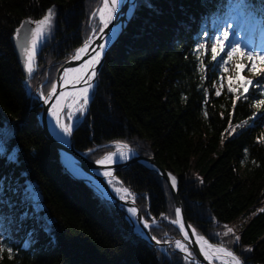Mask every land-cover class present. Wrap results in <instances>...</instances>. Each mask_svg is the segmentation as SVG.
Listing matches in <instances>:
<instances>
[{"label": "trees", "instance_id": "trees-1", "mask_svg": "<svg viewBox=\"0 0 264 264\" xmlns=\"http://www.w3.org/2000/svg\"><path fill=\"white\" fill-rule=\"evenodd\" d=\"M102 3L0 0V190L16 179L42 231L29 247L0 237V264H196L171 246L156 249L157 261L126 208L68 173L39 124L36 89L49 94L75 49L100 30ZM53 7L29 74L14 50L17 29L25 24L31 43L35 22ZM228 13L252 24L251 52L260 53L264 0H138L102 63L86 112L78 113L73 142L92 160L117 141L154 155L177 176L187 218L199 234L233 249L245 264H264V105L257 107L264 73L252 71L246 56L226 65L225 52L212 59L209 41L222 37ZM248 66L252 77H245ZM245 80L253 81L247 92L240 86ZM116 175L146 220L158 219L150 226L154 237L181 236L164 220L176 218L165 178L141 163ZM31 186L37 197L29 194ZM17 200L9 199L22 206ZM227 228L233 232L225 235Z\"/></svg>", "mask_w": 264, "mask_h": 264}, {"label": "water", "instance_id": "water-1", "mask_svg": "<svg viewBox=\"0 0 264 264\" xmlns=\"http://www.w3.org/2000/svg\"><path fill=\"white\" fill-rule=\"evenodd\" d=\"M137 3H138V0H125L123 6L118 8L115 20L113 21L111 27L104 28L102 21H101L100 30L97 33H92L87 40H85L80 46H78L75 49L74 54L67 60V62L65 63V65L62 69V72L58 75V77L56 78V80L53 84V87H55V94L54 95L51 94L52 90L49 94L45 95L39 89H36L35 97L38 100L39 106L42 107V110L38 115L39 124H40L41 128L43 129L45 135L57 147V150L60 154L61 162L63 163V166L66 169V171L68 173H70L74 178L84 181L86 184H88L90 187H92L99 195L103 196L104 198L108 199L109 201H111L113 203L119 204V206H121L122 209H123V205L125 204L123 201L112 200V199L104 196L103 194L99 193L94 188V186L92 185L91 180H93V175L98 173L99 172L98 170H100L101 168H106V167L111 168L112 169V175L111 176L115 177L116 181L120 182V179L116 175V170L118 168H126V167H129L130 165H132L133 163H141V164L147 166L148 168L156 171L159 175H161L163 178H165L167 180V182L169 183L170 189L172 191L173 197H174L175 211L177 212V209H179L180 217H177V215H176V218L172 219V218L167 216L164 218V220L169 222L170 224L176 226L178 228V230L180 231L181 236L180 237H173L170 240H159L152 235L149 227H144V224H143L144 233H141L132 225L134 227V230L136 231V233L140 237H142L146 241H148L154 247L155 258L157 261L159 260V258H158L157 252H156L157 248L155 247L154 243H156V242L158 243V241H159V243L168 244L169 242L177 240L180 242H185L186 245L189 247V249L191 251H193L192 256L190 258H187V259L195 262L196 264H220L218 261L212 260L210 258H206L204 251L201 250V247H200L199 243L197 242V238L203 237L207 240H209V239L206 236L199 234L196 231V229L194 228V226L188 220L184 206H183V202H182V199H181V196L179 193V181H178L177 176L173 172H171L170 170H168L167 168L162 166L158 162V160L156 159V157L154 155H148V156L143 155L137 148H134L131 145H129L128 143L122 142V141L110 143L112 145H115V148L113 150H115L119 144L126 145L127 148L131 152H133L132 153L133 155H131L130 157H128L124 161H122V160L118 161L117 160V161H112L110 163H104V164L98 163V161L103 160L104 157L109 152H112L113 150L109 151L108 153H106L105 155H103L102 157H100L96 160L90 159L84 151L78 149L74 145V142H73V132L75 129L74 124L72 123L71 120H69V124H67V120H66V116H65L66 106H64L65 105L64 99L67 98V96L71 92L73 86L76 83H78L76 81V78L78 76H80V73L78 71H72V70H80V66H81L83 59L89 53L93 52L94 50H98V48H100L99 49V53H100L99 63L94 64V70L96 73L95 76L90 81H88L87 78H84V81H82V82L88 81L92 84V89H91V93H90L89 100H88V106H89L90 101L92 99V92L96 86L97 78H98L99 72L101 70L102 63H103L105 57L110 52V50L117 43L119 38L122 36L124 31L126 30L129 22L131 21V19L134 16ZM133 5H135V7H133ZM98 16L100 18L99 13H98ZM29 41H30V31H29V28H27L25 25V27L23 29H21L20 34L17 36V38L14 41L15 53H16L18 59L20 60L21 66H23V67H25V64H26L25 49L29 46ZM86 44L88 45L87 52L81 53L80 59H74V56L76 55L78 50L83 48ZM67 67L70 70V76L68 78L66 87L61 91V93L59 95V97H60L59 102H60L61 107L58 110V114H57L58 125L66 137V140L62 141V140L58 139L57 137H55L49 129V126H48V119H49L48 108H49L50 101L52 99H54L55 96H58L56 94L58 93L57 90H58L59 82H60V80H61V78L65 72V69ZM53 87H52V89H53ZM66 103H67V99H66ZM64 126H70L71 131L69 133H66L64 131ZM64 158L68 159L71 164L77 166L82 171H85V173L87 174L88 177L78 176V175L72 173V171L69 168H67ZM171 176L176 177V186L175 187L172 186V182L170 179ZM123 187H125V186H123ZM126 189L129 191V189L127 187H126ZM127 200H128V202L132 203L135 206V208L137 210L136 216L138 217V219H140L144 222L145 217L143 216V214H142L138 204L136 203L135 199L130 196V197H128ZM133 201H134V203H133ZM125 213H126V211H125ZM148 213H149V211H148ZM126 217H127V213H126ZM151 218L155 219L153 216H151ZM177 219L182 220V222L184 224V231H187V233H188V237H189L188 241L184 240V234L181 231L179 225L176 223H173V221H175ZM193 232H195V235H193ZM212 243H214L220 247H223L224 249H226L228 251H231L232 254L234 255V257H236L237 259H239L241 261V264H245L243 259L233 249L228 248L227 246H225L222 243H216V242H212ZM173 248L177 251H181L176 246H173ZM181 252L183 253V255L185 257L187 256V253H185L183 251H181Z\"/></svg>", "mask_w": 264, "mask_h": 264}, {"label": "snow or ice", "instance_id": "snow-or-ice-1", "mask_svg": "<svg viewBox=\"0 0 264 264\" xmlns=\"http://www.w3.org/2000/svg\"><path fill=\"white\" fill-rule=\"evenodd\" d=\"M120 2H122V0H103V7L98 10V13L100 15L101 21L103 22L104 27L108 26V23L111 20L112 15H113L118 3H120ZM133 7H135V5H133ZM54 15H55V9L53 7V8H50L48 10L47 14L40 21L35 22L36 28L34 30H32L33 47L31 49V51L26 54V66H27V71L29 74H31L33 71L32 60L36 54V44L38 43L39 39L41 37H43L45 30L50 28ZM27 23H32V22L29 21ZM24 27H25V25L22 24L21 28L17 29V35L20 34L21 29H23ZM228 39H229V32L228 31H225L223 33L222 37L216 38V40H215L216 46H213L211 48L213 60H216L217 57L220 56V54L225 51V47H226L225 41H228ZM203 47H205V46L201 45V48H203ZM87 49H88V45L86 44L83 48L78 50V52L74 56V59H80L81 58L80 54L86 53ZM99 55H100V53L97 52L94 56H92V58L90 60H88L86 62V64L83 67L82 74L76 78L77 82L84 81L85 76L87 77L88 81H90L95 76L96 73H95V70L93 68V65L96 63H99ZM226 55L228 57V60H224L223 57H221V60L223 61V63L225 65L234 56H240V57L246 56L247 59L251 62V70L252 71H258V72L264 73V67H258V65H257V61L259 62V65H264V54H262V53H254L251 51L246 52V51L242 50L239 46L232 45L230 50L227 51ZM237 66L242 68L244 65L238 64ZM72 71H78L79 72L80 70H72ZM66 75H67V73H66ZM85 83H87V81H85ZM257 83H259V82H257ZM251 84H253V81L245 80V81H243V83L240 86L244 87L245 92H247L248 91L247 85H251ZM90 87H91V85L89 84L87 87L80 88V89L76 90L77 93L79 94L76 102L81 104V107L78 108V111H82L83 106L87 105L88 99H89L88 91H89ZM234 90L235 89H233L231 86L229 87V91H234ZM51 94L52 95L55 94V87H53ZM217 94H219V93H217ZM81 101H82V103H81ZM262 105H264V100L259 101L257 104V107H260ZM64 131L66 133H69L71 131L70 126H64ZM123 147H127V146L124 145ZM114 155L115 154H109L103 160L98 161V163H101V164L110 163L113 161ZM120 157L122 159L127 158L123 152L120 153ZM105 175L111 176V172H106ZM170 179L172 182V186L175 187L176 186V177L171 176ZM116 191L118 193L123 192L127 195H131L130 193H128L127 189L117 188ZM125 198H126L125 195L121 196V199H125ZM133 203H134V201H133ZM262 211H264V210H262ZM129 212L133 216H135L137 210L135 207H132L129 209ZM176 215H177V217H180L179 209H177ZM173 223H176L179 225L181 231L184 234V240L188 241V239H189L188 233H187V231H184V224H183L182 220L177 219V220L173 221ZM144 227H149L147 222H145ZM232 232H233V229L227 228V230L224 234L227 235L228 233H232ZM193 235H195V232H193ZM236 240H239V237H236ZM197 242L201 243V250L204 251L205 257L209 258V254L207 251H205L204 246L207 245V248L211 249L212 245L208 244L207 241H205L203 237H198ZM158 243H159V241H158ZM175 246L177 248H179L181 251L187 253L186 258H190L192 256V253L188 251V246L181 243L180 241H176ZM0 251H3V249L0 248ZM8 251L11 252V249H9ZM215 251L216 252H223L228 256H233V254L231 252H227L223 248H217V249H215ZM233 261H234V264H241V261L234 256H233Z\"/></svg>", "mask_w": 264, "mask_h": 264}, {"label": "rangeland", "instance_id": "rangeland-1", "mask_svg": "<svg viewBox=\"0 0 264 264\" xmlns=\"http://www.w3.org/2000/svg\"><path fill=\"white\" fill-rule=\"evenodd\" d=\"M244 16L239 14H227V16L224 18L225 22L222 24V27L224 28L222 31V35L225 31L229 32V39L226 42L227 49L224 51L227 53V51L230 50L232 45H238L240 48L243 47L244 50L251 51V40H250V22L246 21V19L243 18ZM50 28L45 30V33L43 37H41L38 41L37 45L43 41V39L46 37L48 31ZM209 46L212 48L213 46H216L215 40L209 41ZM33 47V41L29 43V46L25 49V54L31 51ZM260 51L264 52V47L260 49ZM241 59L244 57L237 56V59ZM35 58L36 54L32 60V66L34 68L35 66ZM26 66V64H25ZM27 68V66H26ZM252 72L250 71V66L247 67V72L245 73V77H250ZM252 77V76H251ZM81 105L76 107L75 113H74V121L78 108H80ZM86 105L83 106V110L85 109ZM67 114L71 118L73 112L70 108H67ZM16 179L13 181H9L6 183H2L1 190H0V237H7L11 241H14L16 243H19V241L23 240L22 245L24 247H29L32 245L39 237L40 232L42 233L38 219L36 214L34 213L33 207L28 204L25 198L21 196V188L16 183ZM117 182L115 181L114 184ZM117 185V184H116ZM5 189V190H4ZM4 190V191H3ZM5 192L7 194H5ZM29 193V192H28ZM30 195H34L37 197V192L34 189L33 186H31V192ZM20 195V196H19ZM5 198H4V197ZM14 201V199H18L17 203L22 206L15 205L9 201L11 199ZM30 202L33 205H37L34 199L30 198ZM27 203V204H26ZM169 247V246H168ZM166 250V249H165Z\"/></svg>", "mask_w": 264, "mask_h": 264}, {"label": "bare ground", "instance_id": "bare-ground-1", "mask_svg": "<svg viewBox=\"0 0 264 264\" xmlns=\"http://www.w3.org/2000/svg\"><path fill=\"white\" fill-rule=\"evenodd\" d=\"M125 0H122V2L118 3L113 15H112V18L111 20L109 21L108 23V26L107 27H104V28H109L112 26V23L113 21L115 20V17H116V14H117V11H118V8L119 7H122L123 4H124ZM103 7V3L101 5L100 8ZM103 24V22H102ZM104 26V25H103ZM99 49L98 50H94L93 52L89 53L82 61L81 63V66H80V75L82 74V71H83V67L84 65L86 64V62L88 60H90L92 58V56H94L97 52H99ZM93 68H94V65H93ZM67 73V75H66ZM70 76V70L68 69V67L65 69V72L59 82V86H58V93L56 95L58 96H55L54 99H52L49 103V108H48V116H49V119H48V126H49V129L50 131L52 132V134L57 137L58 139L62 140V141H65L66 140V137H65V134L61 131L59 125H58V120H57V114H58V110L60 109L61 105H60V93L61 91L66 87L67 85V81H68V78ZM85 78H87L85 76ZM91 85V87L89 88V91H88V96H90V93H91V89H92V84L90 82L87 81V83L85 82H78L76 83L71 92L68 94L67 98L64 99V106H66V109L67 108H70L71 111L73 112L72 116H71V120L74 124V113H75V110H76V107L81 105L80 103H77L76 100H77V97H78V93H77V89H80V88H84V87H87L88 85ZM66 99H67V103H66ZM89 100V99H88ZM82 103V101H81ZM77 111V110H76ZM124 145H121L119 144L118 147L113 150L112 152H109L106 156H108L109 154H115L113 156V161H119V160H122L124 161L125 159H127L128 157H130L131 155H133L127 147H123ZM123 152L125 154V156L127 158H121L120 157V153ZM105 156V157H106ZM104 157V158H105ZM65 159V163H66V166L67 168H69L72 173L78 175V176H85V177H88L87 174L85 173V171H82L80 168H78L77 166L73 165L70 163V161L66 158ZM99 172L94 174L93 175V180H91L92 182V185L94 186V188L101 194H103L104 196L112 199V200H121L123 201L124 203V207L126 208V213H127V219L129 220L130 223H132V225L138 230L140 231L141 233H144V230H143V224H145V222H147V224L149 225V228L150 226L152 225V222H148V220H146V218H144V222L140 219H138V217L135 215L133 216L130 212H129V209L132 208V207H135L132 203L128 202V197H130V195H127L123 192H117L116 189L117 188H123V189H126V187H123V186H119V185H116L114 184L116 179L115 177L113 176H107L105 175L106 172H111V175H112V169L111 168H101L100 170H98ZM117 182V181H116ZM129 193V192H128ZM122 195H125L126 198L125 199H121V196ZM205 241H207L208 244L212 245V248L209 249L207 248V245L204 246L205 248V251L208 252L209 254V258L212 259V260H215V261H218L220 264H234V261H233V256H228L226 255L225 253L223 252H216L215 249L217 248H223V247H220L214 243H212L211 241L207 240L204 238ZM175 241H172V242H169L168 244H165V243H154L155 247L156 248H159V249H162V250H165L168 246H175ZM183 244L186 245L185 242H181ZM200 247H201V243L198 242ZM187 246V245H186ZM224 249V248H223ZM226 250V249H225ZM188 251L191 252V250L189 249L188 247ZM227 252H231V251H228L226 250ZM192 253V252H191ZM232 253V252H231Z\"/></svg>", "mask_w": 264, "mask_h": 264}, {"label": "built area", "instance_id": "built-area-1", "mask_svg": "<svg viewBox=\"0 0 264 264\" xmlns=\"http://www.w3.org/2000/svg\"><path fill=\"white\" fill-rule=\"evenodd\" d=\"M130 194H131V196H133L132 193H130ZM157 221H158V219L155 220V223H156ZM166 236L168 237V239L170 238L169 235H166Z\"/></svg>", "mask_w": 264, "mask_h": 264}]
</instances>
